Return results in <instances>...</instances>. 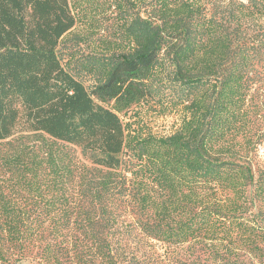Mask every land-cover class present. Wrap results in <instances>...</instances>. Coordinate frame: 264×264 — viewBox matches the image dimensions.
<instances>
[{
    "label": "trees",
    "instance_id": "trees-1",
    "mask_svg": "<svg viewBox=\"0 0 264 264\" xmlns=\"http://www.w3.org/2000/svg\"><path fill=\"white\" fill-rule=\"evenodd\" d=\"M262 87L264 0H0V264H264Z\"/></svg>",
    "mask_w": 264,
    "mask_h": 264
},
{
    "label": "rangeland",
    "instance_id": "rangeland-1",
    "mask_svg": "<svg viewBox=\"0 0 264 264\" xmlns=\"http://www.w3.org/2000/svg\"><path fill=\"white\" fill-rule=\"evenodd\" d=\"M82 53L87 54L86 49L82 50ZM78 55V54H76ZM260 93H256V108L258 109V113L256 120H254L253 125L248 126V130L245 131V136L243 141L240 138V135L236 139L241 143V149L239 150V154L243 156L244 163L251 166V168H255L257 165H264V141L259 142L260 139H264V87L259 91ZM134 111H138V114L135 115V123L140 125L143 130L150 131L155 135L160 134H169L175 130L177 124L180 120L179 113H168V112H158L153 110L151 107L147 108H138L133 107V109L129 110L128 113L123 116L121 115L122 120L129 121V116L133 115ZM250 136H252L250 139ZM239 147L237 144L234 149L236 150ZM74 157L79 158V150H76L74 153ZM238 155V154H237ZM255 212L256 209H253ZM262 213L264 214V206L262 207ZM17 264H34L30 259H24Z\"/></svg>",
    "mask_w": 264,
    "mask_h": 264
}]
</instances>
